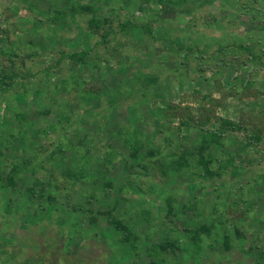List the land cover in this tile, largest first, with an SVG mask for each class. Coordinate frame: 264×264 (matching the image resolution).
<instances>
[{
	"label": "rangeland",
	"instance_id": "obj_1",
	"mask_svg": "<svg viewBox=\"0 0 264 264\" xmlns=\"http://www.w3.org/2000/svg\"><path fill=\"white\" fill-rule=\"evenodd\" d=\"M17 163L0 264H264V0H0Z\"/></svg>",
	"mask_w": 264,
	"mask_h": 264
},
{
	"label": "trees",
	"instance_id": "obj_2",
	"mask_svg": "<svg viewBox=\"0 0 264 264\" xmlns=\"http://www.w3.org/2000/svg\"><path fill=\"white\" fill-rule=\"evenodd\" d=\"M13 77V76H12ZM12 77H10L9 79H10V81L12 80ZM5 79V78H4ZM4 79H1V80H3L4 81ZM219 128H221V127H218V128H216V129H213L212 131H211V133H212V135H211V138H207V140L206 139H204V142H203V144H201L200 145V150H202V151H206V149L208 148V144H209V141L210 140H216L217 138H218V136H219V134H220V129ZM232 128V127H231ZM127 133H129V130L127 131ZM125 139H127V141H132L128 136H126V138ZM138 140H139V138H137ZM69 142H71V141H66V143L69 145ZM66 144V145H67ZM70 145H71V143H70ZM72 146V145H71ZM131 147H132V149H133V154H136V153H138L139 152V150H140V145L135 141V140H133L132 142H131V145H130ZM64 148H65V144H64V142H62V141H59V142H57V140L54 142V144H53V146H52V148L51 149H53L52 151H51V153H52V155L53 154H57L58 152L57 151H59V152H62V150H64ZM201 158H202V161H204L205 162V165H208L211 161H213L214 160V156L212 155V154H209V159H205V156H200ZM24 166H22V165H20V164H12V166L10 167V169H9V173L7 174V176L5 177V178H1L0 177V179H2V181H1V187H3L2 189H4L5 187H9L10 189L11 188H14L15 186H17V179H16V175L17 174H19V173H21L24 169ZM49 180V179H48ZM45 183V182H44ZM28 191H29V193H34V189H33V187H29V189H28ZM26 193H27V191H26ZM34 196V195H33ZM33 196H29V199H32V197ZM117 226H119L120 227V222H117ZM27 264H36V263H34V262H31V263H27Z\"/></svg>",
	"mask_w": 264,
	"mask_h": 264
}]
</instances>
